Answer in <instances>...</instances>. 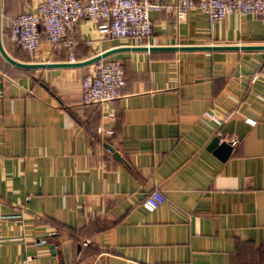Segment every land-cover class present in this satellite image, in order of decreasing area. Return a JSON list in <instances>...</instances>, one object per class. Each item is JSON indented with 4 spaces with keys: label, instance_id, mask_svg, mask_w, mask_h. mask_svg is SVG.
<instances>
[{
    "label": "crops",
    "instance_id": "obj_1",
    "mask_svg": "<svg viewBox=\"0 0 264 264\" xmlns=\"http://www.w3.org/2000/svg\"><path fill=\"white\" fill-rule=\"evenodd\" d=\"M37 1L0 0V43L17 61L142 46L84 19L66 34L68 50L41 44L28 58L11 45L8 18ZM148 16L151 46L264 45L254 14ZM105 58L121 64L119 95L83 105L92 64L24 69L0 57V264H264V49ZM217 134L238 140L224 159L207 149ZM153 189L164 201L146 210Z\"/></svg>",
    "mask_w": 264,
    "mask_h": 264
},
{
    "label": "built area",
    "instance_id": "obj_2",
    "mask_svg": "<svg viewBox=\"0 0 264 264\" xmlns=\"http://www.w3.org/2000/svg\"><path fill=\"white\" fill-rule=\"evenodd\" d=\"M189 8H196L209 22L222 21L229 14H254L264 23V0H175L166 5L161 0H38L32 11L10 15L8 39L13 48L31 58L41 44L51 49L68 50L72 40L66 34L80 20L97 22L96 29L102 35L116 39H134L137 45L151 46L146 42L151 36L152 22L149 11L165 12L177 21ZM80 81V103L83 105L109 102L118 97L123 85L121 64L116 59L102 58L94 62ZM255 79L253 76L250 80ZM249 124L255 121L245 118ZM99 135L110 130L96 128ZM226 140L231 147L238 144L234 135ZM164 201L163 194L153 189L142 199L146 210H153ZM2 240L0 236V241Z\"/></svg>",
    "mask_w": 264,
    "mask_h": 264
},
{
    "label": "water",
    "instance_id": "obj_3",
    "mask_svg": "<svg viewBox=\"0 0 264 264\" xmlns=\"http://www.w3.org/2000/svg\"><path fill=\"white\" fill-rule=\"evenodd\" d=\"M223 49H242V50H252V49H264V45L254 46V45H213V46H120L110 48L94 56H91L85 60L77 62H62V63H33V62H21L10 57L2 48L0 43V57L8 64L13 65L17 68L24 69H37V68H50V67H82L93 64L94 62L105 58L115 52L121 50H223ZM220 134L214 136L209 142L207 149L217 153L221 159L226 158L230 151L231 146L225 141H220ZM52 248V246H49Z\"/></svg>",
    "mask_w": 264,
    "mask_h": 264
}]
</instances>
